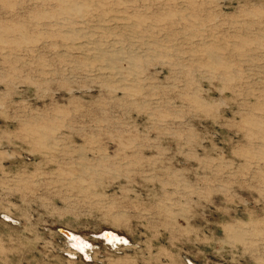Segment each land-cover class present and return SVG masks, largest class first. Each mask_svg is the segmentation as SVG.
<instances>
[{
	"label": "rangeland",
	"instance_id": "374dc122",
	"mask_svg": "<svg viewBox=\"0 0 264 264\" xmlns=\"http://www.w3.org/2000/svg\"><path fill=\"white\" fill-rule=\"evenodd\" d=\"M189 263L264 264V0H0V264Z\"/></svg>",
	"mask_w": 264,
	"mask_h": 264
},
{
	"label": "bare ground",
	"instance_id": "6f19581e",
	"mask_svg": "<svg viewBox=\"0 0 264 264\" xmlns=\"http://www.w3.org/2000/svg\"><path fill=\"white\" fill-rule=\"evenodd\" d=\"M71 233L72 235H70L69 237H66L69 245L76 252L83 253L85 257L88 258V251L92 249V245L88 241H86L84 238L78 236L77 234L73 232ZM103 238H104V241L108 242L109 244H112V246L114 247L127 243V239L125 237H122L115 232L114 233H104ZM189 264H192V263H189Z\"/></svg>",
	"mask_w": 264,
	"mask_h": 264
},
{
	"label": "water",
	"instance_id": "95a60500",
	"mask_svg": "<svg viewBox=\"0 0 264 264\" xmlns=\"http://www.w3.org/2000/svg\"><path fill=\"white\" fill-rule=\"evenodd\" d=\"M58 232L61 233L62 235H64L65 237H69L70 235H72V233L70 231H68L67 229H63V228H59ZM104 233H114L112 231H104L103 233H101V238L104 240L103 238V234ZM79 236V235H78ZM81 237V236H80ZM123 237V236H122ZM81 255H83V257H85V255L83 253H80ZM86 258V257H85ZM87 259V258H86Z\"/></svg>",
	"mask_w": 264,
	"mask_h": 264
}]
</instances>
